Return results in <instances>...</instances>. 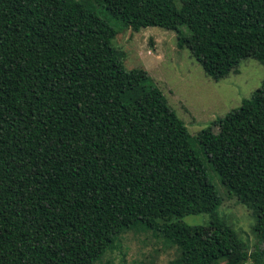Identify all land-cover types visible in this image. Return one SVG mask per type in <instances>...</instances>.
Wrapping results in <instances>:
<instances>
[{"label":"trees","instance_id":"16d2710c","mask_svg":"<svg viewBox=\"0 0 264 264\" xmlns=\"http://www.w3.org/2000/svg\"><path fill=\"white\" fill-rule=\"evenodd\" d=\"M146 27L213 81L246 58L264 69V0H0V264H94L137 225L174 248L167 264H264V76L189 136L111 44ZM203 159L262 248L218 216Z\"/></svg>","mask_w":264,"mask_h":264},{"label":"rangeland","instance_id":"374dc122","mask_svg":"<svg viewBox=\"0 0 264 264\" xmlns=\"http://www.w3.org/2000/svg\"><path fill=\"white\" fill-rule=\"evenodd\" d=\"M94 11H100L95 4ZM111 44L122 52V64L126 70L145 71L147 80L144 85L161 91L189 136H194L214 119L222 118L239 107L241 100L249 97L264 76L262 65L246 58L240 61L236 73L213 81L203 74L186 49L176 47L174 32L158 27L137 31L122 29ZM202 163L207 180L221 199L218 216L233 230L247 252L253 251L256 246L262 248L263 244L258 242L253 231L254 216L226 192L204 159ZM179 221L188 226H206L207 216L189 215ZM116 246L94 264H121V260L125 264H167L175 254L174 248L164 246L160 238L140 225L119 234ZM245 264L252 262L248 259Z\"/></svg>","mask_w":264,"mask_h":264}]
</instances>
